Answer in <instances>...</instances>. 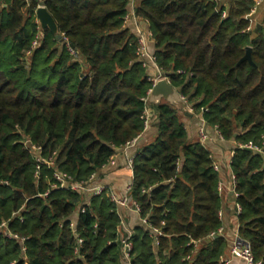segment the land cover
I'll use <instances>...</instances> for the list:
<instances>
[{
	"label": "trees",
	"instance_id": "trees-1",
	"mask_svg": "<svg viewBox=\"0 0 264 264\" xmlns=\"http://www.w3.org/2000/svg\"><path fill=\"white\" fill-rule=\"evenodd\" d=\"M254 4L234 0L224 17L216 0H143L135 14L149 23L172 84L236 143L240 234L264 264V29H250ZM40 5L0 0V225L25 239L0 234V264H122V219L109 193L86 204L81 192L52 186L57 171L88 181L145 134L153 84L138 36L123 27L129 0H44L59 39L38 29ZM248 47L253 62L242 61ZM152 106L157 137L136 155L132 185L150 227L132 236V264H224L227 238L208 239L223 225L222 170L206 143L190 141L176 105ZM250 143L263 152L239 146Z\"/></svg>",
	"mask_w": 264,
	"mask_h": 264
},
{
	"label": "built area",
	"instance_id": "built-area-1",
	"mask_svg": "<svg viewBox=\"0 0 264 264\" xmlns=\"http://www.w3.org/2000/svg\"><path fill=\"white\" fill-rule=\"evenodd\" d=\"M254 2H255V4H254L253 9H252L250 14L255 13L256 9L261 4L262 0H254ZM40 6H43V5H40ZM250 14L248 15V17L250 16ZM223 16L225 17L226 13H223ZM142 20H143L142 18L136 16L135 12H132V13L128 12L124 17L123 27L124 28L128 27L131 22H133L136 25V28L138 30V55L140 56V59H142V61H143V66L146 67L148 72L150 71L151 66H153L157 70L156 75L148 73V79H149V81L152 82L153 85H152V88L148 91V95L143 98V100L145 102V109H144V112L142 114V120L144 123V130L146 131L152 126V124L154 122V112H153L152 107L150 106V95L152 93V89L159 80L165 78L171 82V79L167 74H165L163 72L161 67L158 66V64L156 62L155 55L150 53V51H149V41H150V39H152V33H151V31L148 32V34L144 33L139 28V26H138L139 22H141ZM37 22H38V29L42 30V27H41V24H40V21L38 18H37ZM39 43H40V33L36 36V38L33 42L32 48L33 49L37 48ZM69 49H70L71 53L77 58L78 55L71 48L70 45H69ZM177 73L181 74L183 72L181 70H179ZM181 97L183 100L185 111H187L188 113L193 114V115L201 116V124L202 125H201L200 130H199V138H200L201 142L206 143L207 141H209L211 139L219 140V141H226L224 136L222 135L221 131L219 130V128L217 126L213 128V127H210L207 125V123L203 117V113L207 112L208 108L202 107L201 112L196 113L193 105L189 102L188 97L183 95L182 93H181ZM137 140L138 139L127 143L126 146L123 147V149L128 150L131 147H134L137 143ZM28 146H30V145H28ZM239 146L242 148L251 149V150L258 151V152H263V150L260 147L254 146L252 143H250L248 145H239ZM35 151H37V149H35ZM136 155L137 154L129 155L128 160H127L128 165L132 170H133ZM233 155H234V151L231 152L229 160L225 163L230 168H231L230 165H231V160H232ZM37 160L41 161L43 159H41L38 155ZM49 163L51 164V163H53V161L49 162ZM113 165H116L115 154L112 157H110V159L107 161V163H105L103 165L102 169L106 168L107 166H113ZM222 166H223L222 163H218L215 160V163H214V169L215 170H217V171L223 170ZM96 177H97V173H94V174H92V176L90 177V179L88 181L76 182L72 179V177L57 171L55 173V178L58 181V184H54L52 187L53 188H55V187L66 188V189H71L73 191L81 192L82 194H84L86 197L89 198V199H87L86 204L89 203L90 197L101 195L104 192H108L111 200L113 202H115L119 208H131L135 212L141 213V207L135 200L131 199L127 194L123 195V196L116 194L114 191L110 190L104 184H95L94 179ZM236 188H237L236 177L233 174V172L231 171L229 189H230V191L234 197V206L233 207L235 208V217H236V223L234 224V226L231 230V235L228 236L226 227L223 224L218 228L217 231H214L211 234H209L208 239L213 240L215 238H218L219 236H225L228 240L231 239V241H230L231 244L229 247V254H227V255L224 254L221 257V261L224 264H234V262H236V261H239V264H262L261 261H258L255 258L254 253L252 251L251 243L247 239L243 238L240 234V223L238 221V215L241 212V206L237 200L239 197V193L237 192ZM131 189H132V186H129L127 188L128 191H131ZM225 189H226V185L223 181H221L219 183V191H220V194L222 196H223ZM48 194H49V191L43 195L47 196ZM81 211H85V207H82ZM219 216L222 220L224 219L223 210H221L219 212ZM145 223L150 227L147 218L145 219ZM71 227L76 232V228H75L76 223L75 222L71 223ZM153 231L158 235V237L163 235V232L160 229L153 228ZM0 234H3L9 238L25 240V239H20V237H18V235L13 234L9 230H7L6 223H3L2 225H0ZM132 236H133L132 232L129 231L128 229H126L124 222L122 221L121 228H119V239H120V243H121L122 264H132V255H131L132 250H133ZM76 238H77L76 252H79V248L83 245L84 240L82 238H80V236L77 234H76ZM156 243L159 244L158 238L156 240ZM190 244H193L195 249H199L200 245H201V243L199 241H193Z\"/></svg>",
	"mask_w": 264,
	"mask_h": 264
},
{
	"label": "crops",
	"instance_id": "crops-1",
	"mask_svg": "<svg viewBox=\"0 0 264 264\" xmlns=\"http://www.w3.org/2000/svg\"><path fill=\"white\" fill-rule=\"evenodd\" d=\"M41 5L44 0H39ZM143 0H129V12H135L136 8L140 5ZM218 2L219 8L223 10V13L229 12L230 6L234 0H216ZM251 20L250 29H257L258 25H261V29H264V0L256 9L255 13L250 14ZM139 28L144 32H150L149 23L145 20L139 22ZM128 28L138 36V30L136 25L131 22ZM149 51L155 55V42L150 39L149 41ZM150 74L156 75L157 70L151 66ZM165 102V101H162ZM151 107L154 103L150 102ZM178 106V105H177ZM181 107V106H178ZM154 111V108H152ZM180 120L185 124L186 130L188 132V137L190 141H200L199 130L201 127V116L193 115L187 111L182 112L179 109ZM156 121L154 120L153 123ZM157 128L153 125L145 131V134L142 135L140 141L137 140V143L134 147H131L128 150L119 149L115 154L116 165L107 166L106 168L101 169L97 173V177L94 179L95 184H104L110 190L114 191L116 194L123 196L128 195L131 199L134 200L132 196V189L128 191L127 188L133 185V170L128 165L129 155L139 154L142 152L143 147L155 141L157 137ZM139 139V138H138ZM207 147L211 150L214 159L218 163H222V180L226 185V189L223 193V213L224 219L223 224L226 227L228 236L231 235V230L236 223L235 217V208L234 206V197L229 189L230 177H231V168L225 163L229 160L231 152L233 151L236 143L234 141H219L211 139L206 142ZM119 213L126 229L134 234L135 230L139 227L147 228L148 225L145 223V219L141 216L140 213L135 212L131 208H119ZM121 228V225L120 227ZM228 240V239H227ZM230 240H228L229 246L225 255L229 254ZM234 264H239V261L234 262Z\"/></svg>",
	"mask_w": 264,
	"mask_h": 264
},
{
	"label": "water",
	"instance_id": "water-1",
	"mask_svg": "<svg viewBox=\"0 0 264 264\" xmlns=\"http://www.w3.org/2000/svg\"><path fill=\"white\" fill-rule=\"evenodd\" d=\"M37 18L40 21L42 29H49L54 35H57L59 39L61 36L58 34V25L50 12L47 10L45 6L38 7L36 11ZM261 29V25H258L257 31ZM252 48L248 47L246 55L242 58V61L249 60L252 61L251 56ZM162 101H165L172 105H179L183 103L180 90L175 87L172 82L168 81V79L159 80L156 85L152 89V93L150 95V102L155 105H159ZM154 127H158L159 123L155 122L152 124ZM238 134H236L237 136ZM142 137L138 139L140 141ZM251 150V149H249ZM211 240V239H209Z\"/></svg>",
	"mask_w": 264,
	"mask_h": 264
},
{
	"label": "rangeland",
	"instance_id": "rangeland-1",
	"mask_svg": "<svg viewBox=\"0 0 264 264\" xmlns=\"http://www.w3.org/2000/svg\"><path fill=\"white\" fill-rule=\"evenodd\" d=\"M177 106V105H176ZM178 106H181V107H178ZM177 107L182 111V112H184L185 111V107H184V104L183 103H181V104H179Z\"/></svg>",
	"mask_w": 264,
	"mask_h": 264
}]
</instances>
